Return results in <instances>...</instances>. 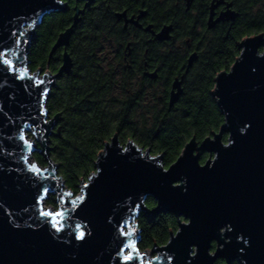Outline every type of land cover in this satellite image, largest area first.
I'll use <instances>...</instances> for the list:
<instances>
[{
	"label": "water",
	"instance_id": "obj_1",
	"mask_svg": "<svg viewBox=\"0 0 264 264\" xmlns=\"http://www.w3.org/2000/svg\"><path fill=\"white\" fill-rule=\"evenodd\" d=\"M75 1H83L82 9H85L90 7L95 0ZM67 8L68 5L64 0H0V46L11 44L14 39L12 33L19 28L27 29V26L32 24V28L29 30V43L26 46L22 45L20 49L25 57L24 64L20 65L17 61L19 66L17 71L24 65H28V50L31 41L34 39L35 29L42 18L47 14L64 11ZM73 9L71 25L58 34L51 47V53L57 48L63 47L61 63L57 72L51 73L47 70L41 72L39 69L30 71L31 75L38 76L45 81L43 87L47 89V94L55 86L56 80L72 68V59L67 47L72 28L77 25L79 14L82 11L77 5ZM121 15L124 13H117V16ZM235 16V12L227 10L220 14L215 21H209V26L224 17L234 19ZM170 29V25L164 26L156 34L157 38H168ZM238 48L239 55L229 70L217 73L211 94L223 115L221 102L215 90L219 88V82L224 80V76L235 67L236 63H239L238 57L246 56L245 63L238 69L236 77L221 91V96L226 105L234 107L238 112L253 114L256 121L255 131L251 138L241 141L235 149L224 154L218 163L213 161V167L208 172L193 177V192L190 203L202 216H212L219 212L238 215L257 238L261 256V260L257 264H264V60H262L264 57L260 56V53L264 52V32L241 39ZM9 58L14 59L10 53ZM193 59V56L190 57L189 63ZM251 67L257 68L258 75L256 77L250 73ZM149 75L154 76V73ZM27 83L26 80L22 81L16 78L12 71L6 72L4 67L0 66V185L3 188V200L7 201L4 211L12 210L18 213L20 216L18 222L21 224L19 230L12 229L7 224L0 225V264H68L63 259V250L49 242L46 232L41 230L38 233H33L28 229L25 221L28 220L29 213L22 211L24 207L29 206L32 189L25 184L21 171L24 165L20 161V153L17 149L18 131L23 127L26 136L28 132L34 134L37 146L33 145V153L38 152L46 161L45 167H39L48 168L50 165L55 167V163L50 159L52 148L50 137L55 134L54 129L58 119V114L52 117H49L48 114L38 116V94L34 89L25 87ZM255 85L260 86L256 91H254ZM178 86L179 81L175 79L168 100V110L181 94V88ZM175 88H177L176 91ZM39 99L40 104L45 107V98L40 97ZM45 119L48 121L47 124L43 123ZM223 126L224 123L217 131H214L217 134L215 138L212 136L214 132L203 138L200 143L194 137L190 138L178 157L184 155L186 149H191L192 157H200V150L204 149L203 153L208 155L206 161H211V157L219 154L215 151H208V146L210 144L223 145L231 139L230 133L223 132ZM223 135H226L225 141H223ZM114 140L122 145L117 134H114L105 144L112 145ZM128 141L123 146L127 147ZM132 142L137 149L141 150L134 153V156L138 155L143 158L145 154H148L160 158L159 163H161V155H151L149 149L142 150L137 147L134 141ZM24 154L27 155V153ZM99 154L100 151L94 163L95 169L89 176L96 171ZM34 163L36 162L34 161ZM198 163H201L200 159ZM107 169L105 183L109 186H120V190L103 203L104 212L114 213L110 217L113 219L114 228L115 219L120 215L117 209L121 199L125 203L128 202L124 193H135L144 188H154L155 185L151 183L147 170L142 169L135 159L130 158L127 161H122L112 158L107 163ZM89 176L83 180L85 184L90 183ZM79 193L76 196L83 194L80 189ZM155 204L157 207L142 208L141 212H144L148 218H153L159 213L172 214L173 201L165 200L163 203L155 201ZM114 210L116 211L114 212ZM28 222L31 221L28 220ZM134 223L137 225L135 220ZM174 233L170 232V234ZM170 234L166 243L153 245L152 249L160 254V259L155 264H167L164 248L168 244ZM111 239L112 232L109 231L99 247L101 249L107 247ZM95 253L96 249L91 250L87 253V258H91Z\"/></svg>",
	"mask_w": 264,
	"mask_h": 264
},
{
	"label": "snow or ice",
	"instance_id": "obj_2",
	"mask_svg": "<svg viewBox=\"0 0 264 264\" xmlns=\"http://www.w3.org/2000/svg\"><path fill=\"white\" fill-rule=\"evenodd\" d=\"M31 28L32 24H29L27 29H17L12 33L14 39L11 44L0 46V66L6 72L12 71L16 78L28 82L25 87L34 89L38 94V116H46L47 109L40 104L39 99L47 98V89L43 87L45 81L31 75L27 65L17 71V61L20 65L24 64L25 57L20 49L22 45H28ZM9 53L14 59L9 58ZM260 56L264 57V52ZM245 59L246 56L238 57L239 63L224 76V80L219 82V88L215 90L225 117L223 132L230 133L231 139L223 145L208 146V151L219 154L211 157V161L198 163L200 157H192L191 149H186L184 155L165 167L159 163L158 157L148 154L143 158L134 156V153L141 150L131 140L127 147L114 140L112 145L105 144L100 149L99 163L96 171L89 176L90 183L85 184L80 180L77 187L83 194L76 196L73 191L65 190V184L56 175L54 166L41 168L30 162L33 143L21 127L17 149L24 165L21 170L24 182L32 189L29 206L22 209L29 213L28 220L31 222L25 221L28 229L33 233L41 230L46 232L49 242L63 250V259L68 264H155L160 254L155 249L152 252H141L139 244L142 239L134 220L138 219L142 208L148 207L147 201L163 203L171 200L174 202L171 211L177 227L175 233L170 234L164 248L167 264H257L261 260L257 238L238 215L219 212L212 216H202L190 203L193 177L208 172L213 167V161L218 163L224 154L254 134L256 121L253 114L238 112L234 107L226 105L221 96V91L236 77ZM250 73L256 77L257 68L251 67ZM259 87L255 85L254 91ZM43 123L47 124L48 121L45 119ZM216 135L214 132L213 138ZM200 151L203 153L204 149ZM112 158L122 161L135 159L142 169L147 170L151 183L155 185L154 188H144L135 193H124L128 202L121 199L117 209L120 215L115 219L114 228L113 219H110L114 213L103 211L104 201L120 190L119 185L109 186L105 183L107 163ZM50 195L55 197V208L46 207ZM5 204L7 201L3 200V188L0 185V225L7 224L12 229H21L19 214L12 210L5 212ZM152 206L157 207L156 204ZM109 231L112 232V239L107 247L101 249L99 245ZM93 249H96L95 255L87 258V253Z\"/></svg>",
	"mask_w": 264,
	"mask_h": 264
},
{
	"label": "trees",
	"instance_id": "obj_3",
	"mask_svg": "<svg viewBox=\"0 0 264 264\" xmlns=\"http://www.w3.org/2000/svg\"><path fill=\"white\" fill-rule=\"evenodd\" d=\"M103 1L106 0H97L85 9L72 28L67 47L72 68L56 80L45 99L49 117L58 114L55 134L50 137V159L65 188L75 194L79 191V181L94 171L97 154L114 134L122 145L132 140L143 150L149 149L151 155H161V163L168 167L190 138L202 141L217 131L224 123V116L211 94L214 79L220 71L229 70L239 55L236 43L264 32V0H232L241 12L233 37L229 36L226 41L221 38L194 70L189 80L192 84L179 107L159 111L151 104H144L139 88L131 86L103 59L100 53L103 44L113 33L111 12L127 0ZM68 5L65 11L45 15L36 27L27 54L30 71L57 72L61 53L59 49L51 53V47L58 34L72 23L75 2L69 0ZM32 159L39 166H46L38 152L32 153ZM206 159L204 154L201 163ZM54 199L50 195L46 204L55 206ZM146 203L152 208L155 201ZM135 221L142 239L141 251L152 248L155 243H166L170 232H175L177 227L171 213L148 218L140 212Z\"/></svg>",
	"mask_w": 264,
	"mask_h": 264
},
{
	"label": "flooded vegetation",
	"instance_id": "obj_4",
	"mask_svg": "<svg viewBox=\"0 0 264 264\" xmlns=\"http://www.w3.org/2000/svg\"><path fill=\"white\" fill-rule=\"evenodd\" d=\"M64 1L68 5L69 0ZM73 1L82 9L83 1ZM96 2L97 0L88 8ZM123 2L111 12L113 33L103 44L104 48L100 52L103 59L119 76L125 77L131 86L138 87L143 93L144 104H151L155 110H168L172 83L175 79L178 80L181 94L170 109L178 108L185 91L192 84L189 80L194 70L213 51L221 38L226 41L229 36L233 37L240 9L232 0ZM85 9H82L79 17ZM227 10L236 13L234 19L224 17L209 26V21H215ZM117 13L124 15L117 16ZM169 25V37L158 39L156 34ZM58 49L62 53L63 47L56 50ZM192 56L194 59L189 63ZM151 73L154 76H150ZM204 154L207 155L200 154V162Z\"/></svg>",
	"mask_w": 264,
	"mask_h": 264
},
{
	"label": "rangeland",
	"instance_id": "obj_5",
	"mask_svg": "<svg viewBox=\"0 0 264 264\" xmlns=\"http://www.w3.org/2000/svg\"><path fill=\"white\" fill-rule=\"evenodd\" d=\"M40 73H41V72H40ZM27 137H28L29 141H31V142L33 143L34 146H37V142H36L35 137H34V134H33L32 132H28V133H27ZM126 142H127V141H126ZM126 142H125V143H126ZM120 143H121V142H120ZM137 147H139L140 149L143 150V147H142V146L137 145ZM207 157H208V155H207ZM30 162L34 163V161H33V159H32V156H31V158H30ZM65 190L68 191L67 188H65ZM78 194H80L79 191H78L75 195H78ZM46 207H48V208H55V206H50V205H47V204H46ZM152 251H153V249H152V248H149V249H145V250H143L142 252H152Z\"/></svg>",
	"mask_w": 264,
	"mask_h": 264
}]
</instances>
